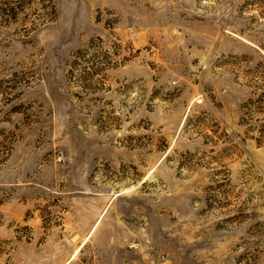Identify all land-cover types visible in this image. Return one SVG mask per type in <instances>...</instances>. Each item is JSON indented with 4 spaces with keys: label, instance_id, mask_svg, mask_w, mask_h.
Masks as SVG:
<instances>
[{
    "label": "rangeland",
    "instance_id": "rangeland-1",
    "mask_svg": "<svg viewBox=\"0 0 264 264\" xmlns=\"http://www.w3.org/2000/svg\"><path fill=\"white\" fill-rule=\"evenodd\" d=\"M0 264H264V0H0Z\"/></svg>",
    "mask_w": 264,
    "mask_h": 264
},
{
    "label": "trees",
    "instance_id": "trees-1",
    "mask_svg": "<svg viewBox=\"0 0 264 264\" xmlns=\"http://www.w3.org/2000/svg\"><path fill=\"white\" fill-rule=\"evenodd\" d=\"M51 1V0H50ZM54 5H53V2H52V7H53Z\"/></svg>",
    "mask_w": 264,
    "mask_h": 264
}]
</instances>
